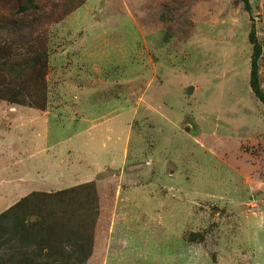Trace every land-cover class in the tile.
Instances as JSON below:
<instances>
[{
  "label": "rangeland",
  "instance_id": "obj_1",
  "mask_svg": "<svg viewBox=\"0 0 264 264\" xmlns=\"http://www.w3.org/2000/svg\"><path fill=\"white\" fill-rule=\"evenodd\" d=\"M252 29L264 94V0H0V264H264ZM87 107L126 163L22 197L20 117L62 108L63 146Z\"/></svg>",
  "mask_w": 264,
  "mask_h": 264
},
{
  "label": "crops",
  "instance_id": "obj_2",
  "mask_svg": "<svg viewBox=\"0 0 264 264\" xmlns=\"http://www.w3.org/2000/svg\"><path fill=\"white\" fill-rule=\"evenodd\" d=\"M83 97L85 94L80 93L76 96L75 101L77 102ZM69 98L71 99V97ZM84 109L85 111L80 110L77 114L71 115L74 116L75 120L71 121L70 130L67 131L66 135L70 141L72 137L75 138H72V144L63 146L52 143L60 140L59 123L53 120L59 119L58 111L66 113L62 108H56L53 113H48L46 110L30 111L27 116L20 117L21 123L26 126V131L30 128L34 132V140L37 141L36 145L27 146L20 150L22 163H30V169L26 168L25 170L24 167L20 171L21 178L19 179L23 180L22 189L24 190L22 197L31 191H59L64 185L76 184L77 181L94 180L98 174L117 170L126 163L129 153L122 146L125 138H123L124 132L119 128L120 126L114 127V124H109V121L106 122L105 113H99V110H94L91 113L92 108ZM101 109H103L102 106ZM117 110L109 116L114 117L116 115L119 117ZM51 116H53V120L49 118V121L47 118ZM36 117L39 118L38 121H31L30 124L29 118ZM98 121H105L106 123L101 122L99 124ZM1 130L2 127L0 126V133H2ZM26 171L32 172L27 173ZM10 175L13 174H9L8 177ZM30 180L32 182H29ZM34 184L41 187L35 190L30 189V185ZM5 198L0 199V206L5 200H10L11 196L8 194Z\"/></svg>",
  "mask_w": 264,
  "mask_h": 264
},
{
  "label": "trees",
  "instance_id": "obj_3",
  "mask_svg": "<svg viewBox=\"0 0 264 264\" xmlns=\"http://www.w3.org/2000/svg\"><path fill=\"white\" fill-rule=\"evenodd\" d=\"M243 7L245 10H248V0H242ZM19 12H22V9L19 10ZM248 43L252 47V53L250 58V72H249V88L252 91L254 97L262 104L264 105V94L260 91L257 85V79H256V60L259 56V46L256 43V39L254 38V31L253 29L250 30L248 35ZM11 101V100H9ZM15 102V101H14Z\"/></svg>",
  "mask_w": 264,
  "mask_h": 264
}]
</instances>
